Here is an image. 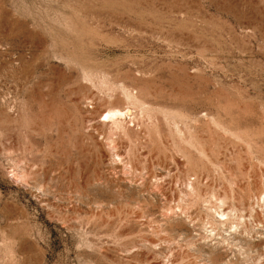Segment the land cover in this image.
I'll return each mask as SVG.
<instances>
[{"label":"rangeland","instance_id":"obj_1","mask_svg":"<svg viewBox=\"0 0 264 264\" xmlns=\"http://www.w3.org/2000/svg\"><path fill=\"white\" fill-rule=\"evenodd\" d=\"M263 195L264 0H0V264H264Z\"/></svg>","mask_w":264,"mask_h":264},{"label":"bare ground","instance_id":"obj_2","mask_svg":"<svg viewBox=\"0 0 264 264\" xmlns=\"http://www.w3.org/2000/svg\"><path fill=\"white\" fill-rule=\"evenodd\" d=\"M3 93V92H2ZM5 94V93H4ZM127 94V93H126ZM94 107V106H93ZM131 110L130 108H119V107H115V108H111L109 109L108 111H106L107 113L104 115L105 118H110L111 120H114L117 119L118 117L119 118H122L123 116H125L126 114H130L131 113ZM5 115V114H4ZM6 120V119H5ZM91 120V119H90ZM102 120H105V119H102ZM92 123V122H91ZM92 125V124H91ZM109 151V150H108ZM260 199V198H259ZM262 200H264V195L261 197ZM221 213V212H220ZM223 212L220 214L221 216H223Z\"/></svg>","mask_w":264,"mask_h":264}]
</instances>
